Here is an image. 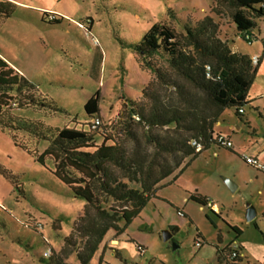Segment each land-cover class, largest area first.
Returning <instances> with one entry per match:
<instances>
[{"label":"rangeland","instance_id":"374dc122","mask_svg":"<svg viewBox=\"0 0 264 264\" xmlns=\"http://www.w3.org/2000/svg\"><path fill=\"white\" fill-rule=\"evenodd\" d=\"M19 1L24 6L15 7L13 16L1 25L0 50L11 55L21 75L36 85L39 100L64 112L33 106L16 109L13 114L52 130L73 128L88 132L85 125L90 121L84 116L83 106L98 93L99 128L89 131L96 146L103 136L129 151L132 143L122 135L121 124L135 121L128 119L130 102L147 105L141 95L147 84L161 94L168 93L148 70L139 66L135 53L125 48V44L138 42L151 25H165L182 36L185 25L194 26L210 16L218 24L221 37L233 39L234 50L257 52L259 63L248 91L251 103L242 108L241 118L232 109L224 110L220 125L213 127L214 132L231 138L235 152L212 145L192 160L174 182L171 176L162 181L168 184L139 210L121 235L115 237L110 230L104 236L92 264H217L215 249L225 248L235 237L229 225L244 234L248 261L262 264L264 176L258 175V181H254L257 171L241 156L257 151L256 156L264 157L263 35L252 31L255 40L247 44L232 26L227 8L211 0ZM58 17L60 24L49 25ZM133 130L139 149L151 153L141 129L133 125ZM164 132L158 133L165 135ZM13 135L16 144L30 154L15 147L10 133L0 129V264H44L49 250L54 255L69 254L64 262L77 263L75 252L80 239L74 235L75 247L66 246L64 239L82 214L85 202L75 198L53 176L51 158L44 159V166L35 162L34 156L48 146L46 141L23 132ZM225 179L236 185L234 192ZM190 195L216 203L220 213L199 206L189 199ZM248 206L258 211L251 222L246 219ZM169 228L175 232L164 242L162 232ZM172 244L178 248L173 250ZM137 247L142 250L140 254Z\"/></svg>","mask_w":264,"mask_h":264},{"label":"trees","instance_id":"16d2710c","mask_svg":"<svg viewBox=\"0 0 264 264\" xmlns=\"http://www.w3.org/2000/svg\"><path fill=\"white\" fill-rule=\"evenodd\" d=\"M211 1L227 8L231 24L242 40L245 34L258 30L264 23L263 0ZM13 9V4L0 1L1 18L10 17ZM212 11L217 14L215 9ZM60 20L61 17L53 19L49 25H58ZM183 31V35L178 36L169 27L155 23L138 42L125 44V48L138 57L139 66L155 77L164 93L168 92L161 94L147 84L141 92L147 105L130 102L128 119L135 121L121 124L122 135L132 143L129 151L103 136L101 144L94 145L89 131L99 128V125L92 128L94 119L99 120L98 93L83 106L84 116L90 121L85 125L88 132L73 128L52 130L40 122L15 116L14 110L33 106L58 113L64 111L39 100L36 85L0 58V129L10 133L15 147L29 154L16 144L13 133L23 132L46 141L48 146L34 156L35 162L44 166V159L51 158L53 176L75 198L85 202L82 214L64 239L66 246L73 247L76 246L74 235L80 239V247L75 252L79 264L90 263L110 230L115 237L121 235L139 210L168 184H161L162 181L171 176L174 182L202 151L212 145L217 147L214 139L220 134H215L213 127L224 110L232 109L235 116L241 118L239 110L249 103L248 91L258 64L252 66L247 55L233 52L210 16L203 17L194 26L185 25ZM262 50L264 53V42ZM133 125L143 132V140L151 153L145 154L139 149ZM161 131H165V135L158 133ZM192 140L202 144L201 152H195L190 145ZM107 141L112 143L107 144ZM184 160L189 161L182 167ZM1 172L8 179L5 172ZM189 199L201 207L209 204L198 195H190ZM228 228L235 237L240 234L238 228ZM168 230L175 232L173 228ZM215 252L218 263L241 262L240 258H230L229 246L222 250L216 248ZM48 253L44 264H68L64 260L69 254L54 255L52 250Z\"/></svg>","mask_w":264,"mask_h":264},{"label":"crops","instance_id":"0c3cea01","mask_svg":"<svg viewBox=\"0 0 264 264\" xmlns=\"http://www.w3.org/2000/svg\"><path fill=\"white\" fill-rule=\"evenodd\" d=\"M1 1V0H0ZM4 1H7V2H9V3H11V4H13L14 5V8L15 7H17V6H19V7H23L24 6V4L22 3V1H19V0H4ZM37 13H39L40 14V11H37ZM13 14H14V9H13V13H12V15L10 16V17H8V18H1L0 17V28H1V25H4L5 23H6V21L7 20H9L12 16H13ZM237 37V36H236ZM234 38V37H233ZM228 42H229V45H230V48H231V50L233 51V52H237V53H241V54H243V55H247L249 58H251L252 56H259L258 54H257V52H253V53H251V54H245V53H242V52H240V51H238V50H234L233 49V45H234V41H233V39L232 40H227ZM250 45V44H249ZM0 58L3 60V61H5L11 68H13L16 72H18L19 74H22L21 73V71H20V69H18L12 62H15L16 60H14V59H11L12 57H11V55H7V53H3V51H1L0 50ZM255 80V79H254ZM248 101H249V103H251V101H250V97H249V95H248ZM225 112V111H224ZM223 112V113H224ZM223 113H222V115H223ZM220 119L218 120V122L214 125V128L215 127H218L219 125H220ZM237 129H239V128H237ZM213 131H214V129H213ZM215 134H220V135H222V136H224V134L222 133V132H220V131H217V132H214ZM224 137H226V135L224 136ZM227 138H229L230 140H231V138L228 136ZM231 142H232V140H231ZM233 143V142H232ZM217 148V147H216ZM217 149H219V148H217ZM224 150H228V151H230V152H235L234 151V149H233V146H232V148L231 149H224ZM201 154V153H200ZM258 155V152L257 151H252V155H250L251 157H253V158H255L260 164H263L264 165V157H261V156H256V155ZM215 155H217L218 156V153H216L215 152ZM253 169V168H252ZM256 171V170H255ZM258 175H263L264 176V174H262L261 172H256V174H255V178H254V181H258ZM233 179H235L234 177H232ZM233 179H231V180H233ZM234 181V180H233ZM236 182V181H235ZM239 187V183H237V188ZM205 198V197H204ZM207 199V198H206ZM209 201V200H208ZM209 204L211 205V208L210 207H208V206H206V207H208V208H210L211 210H213L215 213H220V211H219V208H218V206L216 205V203H214V202H212V201H209ZM249 207V206H248ZM255 210V216L258 214V211H257V209H254ZM230 227H236V226H232V225H229ZM237 228V227H236ZM239 230V229H238ZM240 231V230H239ZM244 234H242L241 233V231H240V234L239 235H237V237H234V239L232 240V241H230L229 242V244L227 245V246H229L230 247V250L232 249V248H237V250H238V252H239V258L241 259V262L239 263V264H243V262L246 260V264H251L249 261H248V258H247V255H246V250H247V246H246V242H245V240H244ZM255 239V238H254ZM110 242H113V243H116V241H110ZM226 246V247H227ZM219 250H222L223 248H218ZM100 251V247H99V249H98V251L94 254V256H93V258H92V260L90 261V263L89 264H92V262H93V259H94V257L98 254V252ZM112 251V250H111ZM115 254V253H114ZM229 261V260H228ZM216 262H217V260H216ZM263 264H264V260H263V262H262ZM72 264H79L78 262L77 263H72ZM217 264H230V263H226V262H224V261H221V262H217Z\"/></svg>","mask_w":264,"mask_h":264},{"label":"built area","instance_id":"2783aa9c","mask_svg":"<svg viewBox=\"0 0 264 264\" xmlns=\"http://www.w3.org/2000/svg\"><path fill=\"white\" fill-rule=\"evenodd\" d=\"M264 3V0H263ZM262 27V30H261ZM258 35L262 34L263 35V40L262 42H264V23L261 24L257 30ZM253 40H255V38L252 35V32L247 33L244 35L243 41H245L247 44H251L253 42ZM250 62L252 66H256L259 62V57L258 56H252L250 58ZM206 70H208V68H206ZM208 76V74H207ZM239 113L242 114L243 111L239 110ZM99 120L98 119H94L93 122V126L92 128H95L97 125H99ZM214 142L216 144L217 147L222 148V149H231L232 148V143L229 140V138L224 137L222 135H217L214 139ZM190 145L194 148L195 152H201L202 151V144L196 140H192L190 142ZM242 161L247 164L248 166L252 167L253 169H255L258 172H261L264 174V165L260 164L255 158L251 157V156H241ZM208 207L211 208V205L208 204ZM137 251L140 254L141 253V249L139 247H137ZM231 259H237L239 258V252L237 250V248H232L230 250V254H229Z\"/></svg>","mask_w":264,"mask_h":264},{"label":"water","instance_id":"95a60500","mask_svg":"<svg viewBox=\"0 0 264 264\" xmlns=\"http://www.w3.org/2000/svg\"><path fill=\"white\" fill-rule=\"evenodd\" d=\"M225 184L228 186V188L234 192L236 189V185L233 184L232 181L225 179ZM255 217V210L252 207H248L246 212V219L248 222H251ZM172 238V232H170L168 229L162 232V240L164 242H168ZM178 248V246L172 244V249L175 250Z\"/></svg>","mask_w":264,"mask_h":264}]
</instances>
